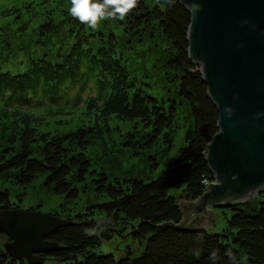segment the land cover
<instances>
[{"label": "trees", "instance_id": "trees-1", "mask_svg": "<svg viewBox=\"0 0 264 264\" xmlns=\"http://www.w3.org/2000/svg\"><path fill=\"white\" fill-rule=\"evenodd\" d=\"M152 2L153 5L149 0H138L124 19H104L95 28L73 18L68 10L59 21L47 16L33 29L40 45L56 41L67 46L65 51L59 47L56 63L48 56L50 50L45 49L37 58L36 50H32L25 70L21 69V60L19 67L11 69L5 67L4 54H0V138L10 141L0 148V175L27 186L43 173L46 185L56 193L67 198L78 196L79 182L85 181L91 171L87 152L72 149L65 135L39 131L33 123L37 117L27 110L49 107L47 99L55 103L62 89H78L73 109L67 112L78 107L81 91L92 89L95 94L85 102L88 112L96 113L103 121H135L150 129L151 145L161 137L171 144L177 106L168 113L157 105L156 98L137 88L129 70L131 50L140 47L143 61L151 59L141 45L147 35L156 33L164 46V66L169 71L165 78L175 84L179 95L191 106L194 133L174 166L151 181L126 178V183H114L106 172H98L95 189L108 199L90 206L88 212L67 215L71 223L48 237L60 247L48 253L46 260L54 264H264V192L250 202L215 208L227 218L221 230L168 227L183 219L180 199L207 188L215 180L204 151L219 130V112L188 51L189 9L180 0ZM52 36L57 39L50 40ZM21 49L20 46V52ZM155 74L152 67L150 75L154 78ZM65 104L62 107H69ZM7 130L12 132L8 136L4 133ZM128 136L135 137L133 143L139 141L133 131ZM173 187H182L178 195L169 193ZM14 206L9 189L0 186V211ZM228 212L230 216H226ZM122 227L129 232L133 254L104 250L102 232ZM85 229H95V234L85 235ZM3 242L0 264H29L12 257ZM197 249L198 256L194 254ZM214 250L213 261L210 256ZM226 250H231V258Z\"/></svg>", "mask_w": 264, "mask_h": 264}, {"label": "water", "instance_id": "water-1", "mask_svg": "<svg viewBox=\"0 0 264 264\" xmlns=\"http://www.w3.org/2000/svg\"><path fill=\"white\" fill-rule=\"evenodd\" d=\"M180 2L191 13L188 51L218 109L219 130L204 151L215 180L180 199L183 219L168 227L203 230L215 222L208 206L252 200L264 190V0ZM70 223L32 209L0 211L6 251L29 264L45 263L60 247L49 235ZM106 231L104 238L119 232Z\"/></svg>", "mask_w": 264, "mask_h": 264}, {"label": "rangeland", "instance_id": "rangeland-1", "mask_svg": "<svg viewBox=\"0 0 264 264\" xmlns=\"http://www.w3.org/2000/svg\"><path fill=\"white\" fill-rule=\"evenodd\" d=\"M149 1L153 5L152 0ZM70 6L71 0H0V54H4L5 67L15 69L19 67L21 60L23 63L21 69L25 70L32 50H36L34 54L36 58V55L45 52V49L50 50L48 56L53 63H56L59 47L65 51L67 46L56 44V41H51V44L48 43L46 46L40 45L33 28L49 15L57 21L61 20L62 13ZM16 9L17 12H15ZM150 35L151 37L146 36L141 48L144 47V52L147 51L151 59L143 61L141 56L143 51L140 47L137 50H131L128 57L129 70L137 88L144 94L156 98L157 105L164 107L168 113L171 112L172 106H177L178 113L173 122L171 144L161 137L151 145L148 143L150 129L142 127L135 121L120 118L103 121L96 113L88 112L85 102L89 95L95 94V90L92 89L86 92L81 91L78 96V107L74 108L71 113L67 112L73 109L78 89L67 92L62 89L55 103L48 102L51 100L47 99L49 107L27 110L32 111L30 113L37 117L33 123L39 131H50L52 134L58 132L66 136L72 149L86 151L91 160V171L87 174L85 181L79 182V194L75 198H67L64 194L56 193L48 187L45 183L46 174L43 173L27 186L0 175V186L9 189L10 199L15 204L12 209H32L44 213H55L64 219L67 215L74 217L78 213L88 212L90 206L108 199L95 189L94 179L98 177V172H106L109 180L114 183L117 181L126 183V178L151 181L157 178L163 170L174 166L181 149L187 145L194 133V116L191 106L179 95L175 84H172L173 82L167 76L165 78L169 71L164 66L162 41L158 34L150 33ZM55 39L57 36L50 37V40ZM20 46L22 47L21 52L19 51ZM151 66L155 73L157 72L154 78L150 75ZM64 103L69 107H62ZM56 111H61V113ZM7 131L4 132L7 136L12 133L11 130ZM129 131H133L139 141L133 143L135 137H129ZM9 142L3 137L0 138V148ZM181 189L182 187H173L169 193L178 195ZM208 208L212 211L210 214L213 220L212 213H214L215 222L207 229L221 230L227 218L222 215V212L218 213L215 208L213 209V206H208ZM230 215L231 213L228 212L226 216ZM126 229L122 227L118 233L111 235V238H104L106 241L104 250H114L117 253L121 250L125 253L127 250L130 254L132 242L129 241V232ZM106 234L108 235V231ZM1 241H4V247L9 241L8 236L2 232H0ZM25 261L28 263L27 260ZM45 263L54 264L55 262L48 259Z\"/></svg>", "mask_w": 264, "mask_h": 264}, {"label": "clouds", "instance_id": "clouds-1", "mask_svg": "<svg viewBox=\"0 0 264 264\" xmlns=\"http://www.w3.org/2000/svg\"><path fill=\"white\" fill-rule=\"evenodd\" d=\"M138 0H71L68 9L69 15L78 19L82 24H87L95 28L104 19H124L128 12L137 6ZM85 235L95 234V229H85ZM195 255H199V249L194 250ZM226 255L232 257L231 250H226ZM213 261L216 259L214 250L210 256Z\"/></svg>", "mask_w": 264, "mask_h": 264}, {"label": "bare ground", "instance_id": "bare-ground-1", "mask_svg": "<svg viewBox=\"0 0 264 264\" xmlns=\"http://www.w3.org/2000/svg\"><path fill=\"white\" fill-rule=\"evenodd\" d=\"M248 201V200H247Z\"/></svg>", "mask_w": 264, "mask_h": 264}]
</instances>
